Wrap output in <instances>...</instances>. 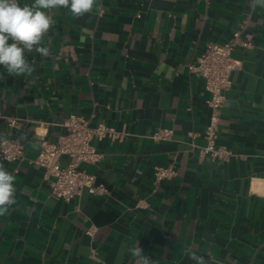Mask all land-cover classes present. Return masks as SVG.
<instances>
[{
    "label": "crops",
    "instance_id": "obj_1",
    "mask_svg": "<svg viewBox=\"0 0 264 264\" xmlns=\"http://www.w3.org/2000/svg\"><path fill=\"white\" fill-rule=\"evenodd\" d=\"M53 19L49 54H26L31 77L0 67V140L6 118H17L13 137L25 147L19 162L0 159L17 201L0 216V264H138L128 251L135 241L153 264H194L187 249L207 264H264V7L97 0L82 17L62 8ZM243 25L248 46L233 53L216 142L231 155L212 160L199 153L210 95L189 67L206 43H224ZM70 115L122 135L95 141L103 159L85 167L107 194L54 199L32 162L40 139L55 142ZM163 129L169 138L152 139ZM169 166L177 175L155 185V167Z\"/></svg>",
    "mask_w": 264,
    "mask_h": 264
},
{
    "label": "built area",
    "instance_id": "obj_2",
    "mask_svg": "<svg viewBox=\"0 0 264 264\" xmlns=\"http://www.w3.org/2000/svg\"><path fill=\"white\" fill-rule=\"evenodd\" d=\"M243 28L244 25L234 31L231 39L224 43L213 41L206 43L196 63L189 67L195 76L203 79L205 90L210 95L207 103L212 113L203 135L206 145L199 149V153L200 156H209L212 160H226L231 155L230 151L217 146L216 142L221 111L227 100L226 94L232 86L231 74L238 67L233 53L238 47L248 46L242 39ZM6 122L8 132L0 140V159L19 162L24 157L25 147L21 141L13 137L12 130L21 128L23 121L7 117ZM60 125L64 132L55 142L42 137L41 149L32 161L50 177L52 198L70 202L84 190L92 195L107 194L103 185L97 182L96 175L87 171L85 167L96 166L103 159V153L98 151L95 141L104 139L115 141L121 138V133L104 124L91 126L89 119L77 115H70ZM170 135V130L163 129L154 133L152 139L164 140ZM64 156L70 161L62 164L61 158ZM176 175L171 166L155 167L154 184Z\"/></svg>",
    "mask_w": 264,
    "mask_h": 264
},
{
    "label": "clouds",
    "instance_id": "obj_3",
    "mask_svg": "<svg viewBox=\"0 0 264 264\" xmlns=\"http://www.w3.org/2000/svg\"><path fill=\"white\" fill-rule=\"evenodd\" d=\"M96 3L97 0H32L30 4L21 5L20 0H0V67L6 69L9 76L31 77L35 68L26 59V54H49L43 42L55 24L54 10L67 9L70 15L79 18L89 13ZM250 6L264 7V0H250ZM15 179L0 165V216L17 202ZM128 251L138 264H153L137 241L128 247ZM185 255L194 264H207L204 256L197 255L192 249H187Z\"/></svg>",
    "mask_w": 264,
    "mask_h": 264
}]
</instances>
